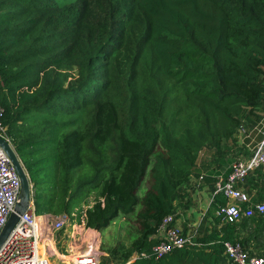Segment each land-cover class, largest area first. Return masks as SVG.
Segmentation results:
<instances>
[{
  "label": "trees",
  "instance_id": "trees-1",
  "mask_svg": "<svg viewBox=\"0 0 264 264\" xmlns=\"http://www.w3.org/2000/svg\"><path fill=\"white\" fill-rule=\"evenodd\" d=\"M132 35L193 104L186 117L167 116V94L139 92L131 81L124 93L113 80ZM0 108L36 215H70L94 192L87 227L135 219L120 264H232L226 241L264 260V213L220 227L215 211L226 200L218 194L203 218L211 231L162 258L151 254L162 220L204 174L200 152L221 157L202 178L213 190L225 145L261 122L264 0H0ZM263 171L238 187L256 191ZM250 198L264 203L260 190Z\"/></svg>",
  "mask_w": 264,
  "mask_h": 264
},
{
  "label": "built area",
  "instance_id": "built-area-1",
  "mask_svg": "<svg viewBox=\"0 0 264 264\" xmlns=\"http://www.w3.org/2000/svg\"><path fill=\"white\" fill-rule=\"evenodd\" d=\"M3 118L4 113L0 108V138L12 148ZM259 132L261 139L251 154L235 160L230 166L227 177H220L215 183L214 194L226 200V203L218 206L215 211L220 226L249 218L256 212L264 213V203L252 204L250 196L238 187L250 173L264 167V116ZM19 192V177L0 147V231L18 201ZM89 208L81 210L76 216L75 214L36 215L31 202L1 245L0 264H50V258L54 257H57V261L61 264H100L101 234L86 226V211ZM62 233L66 238L61 236ZM156 237L158 242L151 250V254L156 259L164 257L173 250L195 244L192 236L183 234L176 226L174 215H168L162 220ZM64 242L70 250L67 255L56 252V246L61 243L64 246ZM223 247L225 256L232 264H264L262 258L251 256L238 242L226 241ZM68 254L70 259L66 262ZM140 256L146 257L145 254Z\"/></svg>",
  "mask_w": 264,
  "mask_h": 264
},
{
  "label": "rangeland",
  "instance_id": "rangeland-1",
  "mask_svg": "<svg viewBox=\"0 0 264 264\" xmlns=\"http://www.w3.org/2000/svg\"><path fill=\"white\" fill-rule=\"evenodd\" d=\"M112 73H113V80L117 83L118 87L124 93H125V89L127 88V83L131 81L135 84L139 92L154 93L159 95L167 94L169 98H173V102L169 105L167 116H169L172 113L177 114L178 112V114H180L179 118H184L187 116L186 114L188 113L187 108L193 106V104H191L185 98L182 97L183 94L182 90L179 89L177 86H175V83L173 81L165 79L163 76L160 75L153 61L149 47L144 48L143 50H139L137 46V38H135L134 35L130 37L128 44L121 49L118 58L113 64ZM180 96L182 98H180ZM263 116H264V110L263 112L260 113L261 120ZM259 128L260 125L257 127V130H255L253 133H258ZM237 133L241 134L239 136L237 134V137L242 136L243 135L242 129L238 130ZM110 145L114 146L113 143H111ZM235 147H236L235 140L234 141L231 140L223 148L222 151L223 160L222 159L220 160V165L217 168L219 174H221V172L223 171H226L227 173L234 160L239 158L240 155H243L242 153L238 152ZM215 152L216 151L214 149L212 150L204 149L202 152H200L198 157V166L200 167L202 172L205 173L207 170H210L216 166L214 164L211 165L213 159L217 158L218 161L219 158L221 157L220 155H216ZM108 156L112 157V151L108 152ZM205 167L209 169H204ZM205 175L207 174L205 173ZM195 180H196L195 178H192V180L190 181L186 189L185 199L180 200V202L177 200L178 208L180 209V211L178 212L180 213L181 212L186 213V211L189 210L188 207H186L190 205L189 197L190 195L195 193L198 187L200 186L199 185L200 181L199 180L195 181ZM257 184L258 187L256 191L251 190L250 193L245 191V189L244 191L250 197L255 196V194H257V191L259 190L264 195V171L260 176L257 177ZM147 187H148V177L144 179L143 184L141 186V190L139 191L138 195L142 196V194L147 189ZM95 198H96V193L94 192L89 193L83 199L80 206L74 209L71 214H75L76 216L81 210L86 209L87 207H91L93 205ZM202 203L204 207L209 203V199L205 197L204 199H202ZM183 204H185L186 206ZM203 220H204L203 216H201V218L198 219L195 218L193 220V223L197 224L198 221H200V224L204 225ZM137 227L138 226L133 217L119 218L114 223H112V225H110L106 230L100 232L101 234L100 252H102V256L100 257V264H120L119 254L122 249L129 247L130 243L132 242L133 238L136 235ZM61 236L63 238H66V235L64 233H62ZM114 248L118 252L117 256H113L110 253V251ZM57 251L61 255L64 254L67 255V252L70 253V250L65 246V242H64V246L62 245V243L56 246V252ZM254 251L260 256L259 258H262L261 253H258L256 250ZM69 259L70 256L65 261H68ZM50 261L51 264H59L57 261V257L50 258Z\"/></svg>",
  "mask_w": 264,
  "mask_h": 264
},
{
  "label": "crops",
  "instance_id": "crops-1",
  "mask_svg": "<svg viewBox=\"0 0 264 264\" xmlns=\"http://www.w3.org/2000/svg\"><path fill=\"white\" fill-rule=\"evenodd\" d=\"M261 122H262V120H261ZM261 122L259 124L260 127H261ZM258 126L252 128V129H250L248 127L247 128L244 127L245 128L244 129L243 127H241L243 135L240 137H237L238 133L236 134V136H235L236 147L235 148L237 149L238 152L243 154V155H240V157L237 159L248 157L251 154V151L253 150V148L259 143V141L261 139L260 132L258 131V133H253L255 130H257ZM259 130H260V128H259ZM239 135H241V134H238V136ZM203 175L205 176V173ZM203 175H202V177H199L197 179H196V177H192V178L196 179L195 181H198V180L200 181L199 182L200 186L198 187V189L195 193L190 195L191 198L189 197V200H190V205H188L189 210L186 211V213H182V212L180 213V212H178V211H180V209L178 208L174 214L176 226L180 229V231L183 234H187L189 236H192L193 238H195V236H198L199 233H206V232H209V230L211 231L212 228L214 227V225L211 223L210 218L205 220L204 225L200 224V221H198L199 224L193 223V220L195 218L198 219V218H201V216H203V218H204V215H205L207 209L209 208V205L212 202L213 197L215 196L214 189L211 190V186L209 184H207L204 180L202 181ZM206 177H207V175H206ZM220 177L226 178V176H224V173L215 175V177H214L216 180L215 183L217 182V180ZM192 178H191V180H192ZM205 197H207L209 199V203L203 207L202 199H204ZM199 211H201V212H199ZM203 228H204V230L206 228H208L209 230L204 231ZM200 229H202V231ZM58 263L61 264L60 262H58ZM50 264H51V262H50Z\"/></svg>",
  "mask_w": 264,
  "mask_h": 264
},
{
  "label": "water",
  "instance_id": "water-1",
  "mask_svg": "<svg viewBox=\"0 0 264 264\" xmlns=\"http://www.w3.org/2000/svg\"><path fill=\"white\" fill-rule=\"evenodd\" d=\"M0 147L5 152L9 158L12 166L14 167L20 181V192L18 196V201L13 208V211L8 216V219L0 231V247L7 239L17 222L19 221L20 216H22L28 209L31 200V187L29 184V179L27 173L16 155L15 151L9 146V144L0 138Z\"/></svg>",
  "mask_w": 264,
  "mask_h": 264
}]
</instances>
